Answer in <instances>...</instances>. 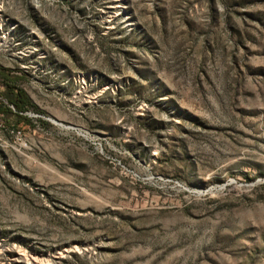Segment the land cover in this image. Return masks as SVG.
<instances>
[{
    "label": "rangeland",
    "instance_id": "374dc122",
    "mask_svg": "<svg viewBox=\"0 0 264 264\" xmlns=\"http://www.w3.org/2000/svg\"><path fill=\"white\" fill-rule=\"evenodd\" d=\"M94 1L0 0V264H264V0Z\"/></svg>",
    "mask_w": 264,
    "mask_h": 264
},
{
    "label": "trees",
    "instance_id": "16d2710c",
    "mask_svg": "<svg viewBox=\"0 0 264 264\" xmlns=\"http://www.w3.org/2000/svg\"><path fill=\"white\" fill-rule=\"evenodd\" d=\"M0 75L5 79L3 82L6 87L4 95L10 104L9 107L3 103L2 100H0V115L12 114L17 117H21L20 112L23 111L29 103L28 96L23 89L15 87V85L12 83L11 77L8 74L0 72Z\"/></svg>",
    "mask_w": 264,
    "mask_h": 264
},
{
    "label": "bare ground",
    "instance_id": "6f19581e",
    "mask_svg": "<svg viewBox=\"0 0 264 264\" xmlns=\"http://www.w3.org/2000/svg\"><path fill=\"white\" fill-rule=\"evenodd\" d=\"M116 1H117L116 10H123L124 11L127 8V6H126L127 0H116ZM108 17L110 18L109 22H112L115 20L113 16L108 15ZM126 18L128 19V16ZM129 24H130V22H129Z\"/></svg>",
    "mask_w": 264,
    "mask_h": 264
},
{
    "label": "built area",
    "instance_id": "2783aa9c",
    "mask_svg": "<svg viewBox=\"0 0 264 264\" xmlns=\"http://www.w3.org/2000/svg\"><path fill=\"white\" fill-rule=\"evenodd\" d=\"M96 1H97V2H95V1H94V2H95V3H99V5H100L101 7L108 6L107 3H106L108 0H96ZM87 8H88V7H87Z\"/></svg>",
    "mask_w": 264,
    "mask_h": 264
}]
</instances>
